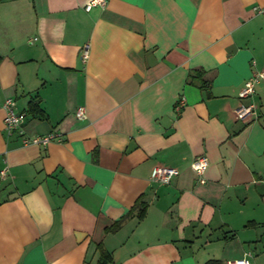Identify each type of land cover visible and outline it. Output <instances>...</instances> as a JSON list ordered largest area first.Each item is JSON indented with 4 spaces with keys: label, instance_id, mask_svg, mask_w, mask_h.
<instances>
[{
    "label": "crops",
    "instance_id": "crops-1",
    "mask_svg": "<svg viewBox=\"0 0 264 264\" xmlns=\"http://www.w3.org/2000/svg\"><path fill=\"white\" fill-rule=\"evenodd\" d=\"M89 1L0 0V264H97L100 244L113 264H264V79L239 95L264 70V0ZM7 98L63 141L9 135Z\"/></svg>",
    "mask_w": 264,
    "mask_h": 264
},
{
    "label": "built area",
    "instance_id": "built-area-1",
    "mask_svg": "<svg viewBox=\"0 0 264 264\" xmlns=\"http://www.w3.org/2000/svg\"><path fill=\"white\" fill-rule=\"evenodd\" d=\"M107 0H90L86 5V9L90 10L94 6H105ZM89 56L88 45L83 48L82 58L85 61ZM264 79V70L255 71L253 74L246 80L244 86L240 90L241 98H250L254 95L256 91V84ZM186 102V97L181 96L179 101L176 104V109L180 110L181 107ZM4 106L7 110L4 123L6 132L9 135L18 133L22 137L24 144H37V145H48L52 141H63V134L58 131H52L43 135L29 136L25 134L24 123L26 121V114L24 112H19L16 110V100L13 98H7L5 100ZM85 107L81 106L78 108L76 115L78 118L85 117ZM236 118L239 120H250L254 119L257 116V108L255 104H245L241 103L235 110ZM209 166V160L206 156H198L193 162V169L199 177L200 183H205V172ZM3 175H6V171H2ZM179 170L171 166H157L154 168L151 174V180L155 183L162 185L170 184L173 179L178 176ZM251 252L246 253L244 257L229 259L227 264H252L250 259Z\"/></svg>",
    "mask_w": 264,
    "mask_h": 264
},
{
    "label": "trees",
    "instance_id": "trees-1",
    "mask_svg": "<svg viewBox=\"0 0 264 264\" xmlns=\"http://www.w3.org/2000/svg\"><path fill=\"white\" fill-rule=\"evenodd\" d=\"M201 74L192 72L190 73V81H194L196 78L200 77ZM205 83V82H204ZM205 86V84H204ZM31 112H38L41 113L42 111L38 109L37 104H33L30 109ZM147 209V204L143 201L137 202V204L124 216H122L119 220H117L111 227H109L107 230L108 231H116L118 230L123 223L132 217H138V218H143L145 216ZM98 249L100 251V256L97 264H113L112 261V255L111 253L102 245L100 244L98 246ZM206 264H213V262H208Z\"/></svg>",
    "mask_w": 264,
    "mask_h": 264
}]
</instances>
